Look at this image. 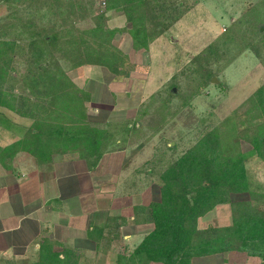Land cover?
Returning a JSON list of instances; mask_svg holds the SVG:
<instances>
[{"label": "rangeland", "instance_id": "rangeland-1", "mask_svg": "<svg viewBox=\"0 0 264 264\" xmlns=\"http://www.w3.org/2000/svg\"><path fill=\"white\" fill-rule=\"evenodd\" d=\"M23 2L0 0V45L5 51L0 65L6 70L0 69V94L6 102L0 105V146L24 135L37 115L33 104L45 94V89L34 81V71L26 60L30 44L37 40L31 33L61 22L54 0ZM94 2L93 14H104L109 28L120 29L113 44L128 56L133 68L125 75H116L103 67L105 77L124 78L128 86L109 90L104 76L78 78L76 69L81 66L75 67L72 60L62 57L59 62L77 87L90 93L91 99L85 102L87 119L113 132L110 148L126 146L140 151L142 168L145 174L152 175L149 179L156 184L152 187L154 195L160 198L161 172L207 131L219 128L225 151L240 149L250 156L247 172L252 189L259 194L252 199L249 193H237L231 199L251 200L264 210V160L254 154L250 142L237 136L238 132L264 122V116L248 113L250 96L264 84V0H167L165 4L172 2L174 7L188 11L153 40L148 49L134 48L133 38L131 42L125 34L129 33L131 23L123 11L108 10L105 0ZM118 15L123 17L112 19ZM94 24L93 15L88 13L85 18L76 19L75 29H88ZM35 49L32 56L48 59L41 54L40 47L35 45ZM243 134L247 135L248 130ZM69 153L81 158L78 152ZM232 211L231 203L219 207L217 216L223 219L217 223L229 221L226 218ZM120 241L115 252H122L124 243ZM133 250L120 255L127 261ZM31 257L15 262L26 263ZM204 261L264 264V250L259 249L257 255L244 250L227 251L212 254L210 260ZM0 264H6L5 259ZM188 264L202 262L191 259Z\"/></svg>", "mask_w": 264, "mask_h": 264}, {"label": "trees", "instance_id": "trees-1", "mask_svg": "<svg viewBox=\"0 0 264 264\" xmlns=\"http://www.w3.org/2000/svg\"><path fill=\"white\" fill-rule=\"evenodd\" d=\"M5 1L24 3L23 0ZM54 1L61 22L50 29L33 31L31 36H36L37 40L30 44L26 56L29 68L34 71V81L45 89V94L33 104L38 110L37 115L24 135L0 146V162L5 168H9V162L22 151L28 152L40 164L49 162L54 153L75 151L93 169L106 152L114 150L110 148L113 132L95 126L87 119L85 102L91 99L90 93L77 87L61 66L59 57L72 60L75 67L99 65L116 75H125L133 68L128 56L113 44L120 29L109 28L104 14H93L95 0ZM105 1L108 10L125 13L131 23L128 32L135 49H148L153 40L188 11V8L174 7L172 2L165 4L167 0ZM88 13L93 15L94 26L75 29L76 19L85 18ZM35 45L48 59L34 56ZM4 55L0 45V61L5 60ZM0 69L6 71L2 65ZM5 103L0 94V105ZM249 103V114L264 116V84L250 96ZM247 130L248 134L244 135ZM237 136L250 142L254 154L264 160V122L238 132ZM223 142L220 129L213 128L161 172L160 200L135 208L138 214L148 213L155 228L136 246L129 260L119 255L118 264H188L198 256L236 250L257 255L259 249L264 250V210L251 200L231 199L237 193H249L252 199L259 195L252 189L247 172L250 156L240 149L225 151ZM226 203H231L233 208L231 225L198 226L200 217ZM124 223L126 217L111 216L105 226H95L90 236L99 244L108 245ZM106 228L110 232L108 236L104 235ZM56 245L57 242L45 238L31 261L16 263L5 259V263L79 264L78 250H58Z\"/></svg>", "mask_w": 264, "mask_h": 264}, {"label": "crops", "instance_id": "crops-1", "mask_svg": "<svg viewBox=\"0 0 264 264\" xmlns=\"http://www.w3.org/2000/svg\"><path fill=\"white\" fill-rule=\"evenodd\" d=\"M122 17L118 15L112 19ZM125 34L132 42L130 33ZM103 67L83 65L76 69L77 77L85 75L92 78L96 74L105 77L107 72ZM103 81L108 82L109 90L117 91L129 84L126 79L116 76L105 77ZM87 89L91 91L90 87ZM71 154L54 153L49 162L40 164L28 152L22 151L9 162V168L0 163V261H15L31 255L34 258L42 241L48 238L58 243V250H78L79 264H118L120 253L135 249L155 228L148 213L138 214L135 211L137 206H148L152 201L160 200L154 195L152 187L156 184L149 179L152 175L145 174L142 168L140 151L121 146L106 152L93 169L89 168L85 159ZM223 205H217L200 217L198 226L231 225V212L226 218H230L229 221L217 223L223 219L217 216V210ZM111 216H124L126 223L110 244H99L90 232L95 226H105ZM211 219L213 222L209 223ZM109 234L106 228L104 235ZM120 239L124 243L122 252L118 249L115 252V245ZM211 255L192 259L205 264L204 260H210Z\"/></svg>", "mask_w": 264, "mask_h": 264}, {"label": "built area", "instance_id": "built-area-1", "mask_svg": "<svg viewBox=\"0 0 264 264\" xmlns=\"http://www.w3.org/2000/svg\"><path fill=\"white\" fill-rule=\"evenodd\" d=\"M104 4H105V2H104Z\"/></svg>", "mask_w": 264, "mask_h": 264}, {"label": "water", "instance_id": "water-1", "mask_svg": "<svg viewBox=\"0 0 264 264\" xmlns=\"http://www.w3.org/2000/svg\"><path fill=\"white\" fill-rule=\"evenodd\" d=\"M214 79H216V78H214Z\"/></svg>", "mask_w": 264, "mask_h": 264}]
</instances>
